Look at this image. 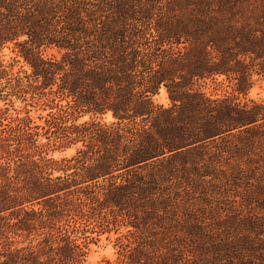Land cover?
Instances as JSON below:
<instances>
[{
	"label": "trees",
	"instance_id": "obj_1",
	"mask_svg": "<svg viewBox=\"0 0 264 264\" xmlns=\"http://www.w3.org/2000/svg\"><path fill=\"white\" fill-rule=\"evenodd\" d=\"M0 102V264H264V0H0Z\"/></svg>",
	"mask_w": 264,
	"mask_h": 264
},
{
	"label": "rangeland",
	"instance_id": "obj_2",
	"mask_svg": "<svg viewBox=\"0 0 264 264\" xmlns=\"http://www.w3.org/2000/svg\"><path fill=\"white\" fill-rule=\"evenodd\" d=\"M5 53H6L5 60H9L10 57L14 56V53L11 52L10 50H6ZM51 53L55 54L56 52H54V51H52V50H48V51H47V54H51ZM18 66H19V64H16L14 67L17 68ZM207 90H208V91H212V87H209ZM217 92L220 93V91H217ZM262 94H263V92H262L261 89L258 88V87H255V88L250 92V95H251V96H254V97L259 96V95H262ZM155 100H156L157 102H159V103H163V104H166V103H167V98H166V94H165L164 90H161V91L159 92V94H157V95L155 96ZM0 104H1V102H0ZM23 106H24L23 103H21V102H19V101H17V102L15 103L16 111L19 110V109H21V111H20L21 115L23 114V109H22ZM26 108L30 110V112H29L30 115L33 117V119H34L37 123L42 122V119H39L38 116H39V115H44V114H45V111L39 110V109H37L36 107H34V106H29V105H27ZM16 111H15V110H12V109L9 110V112H11L12 114H15ZM73 151H74V148L72 147V148H70V149H67V150L61 152V153H59V152H54L53 155H54V156L70 155L71 153H73ZM110 254H111V244H110L109 241H107V240L105 239L104 236H102V237H101V240L98 242L97 245H95V244H92V245H91V251H90V254H89V256H88V262H89V263H95V262L98 261L100 258H102V257H104V256H109Z\"/></svg>",
	"mask_w": 264,
	"mask_h": 264
}]
</instances>
